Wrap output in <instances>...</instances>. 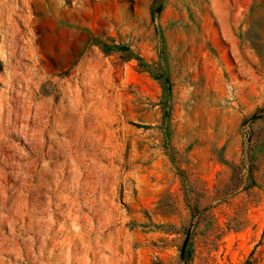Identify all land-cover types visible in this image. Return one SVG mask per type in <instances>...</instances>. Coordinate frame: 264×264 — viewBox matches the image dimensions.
<instances>
[{"label":"rangeland","instance_id":"1","mask_svg":"<svg viewBox=\"0 0 264 264\" xmlns=\"http://www.w3.org/2000/svg\"><path fill=\"white\" fill-rule=\"evenodd\" d=\"M264 264V0H0V264Z\"/></svg>","mask_w":264,"mask_h":264},{"label":"trees","instance_id":"2","mask_svg":"<svg viewBox=\"0 0 264 264\" xmlns=\"http://www.w3.org/2000/svg\"><path fill=\"white\" fill-rule=\"evenodd\" d=\"M242 264H251V262H250V261H245V262L242 263Z\"/></svg>","mask_w":264,"mask_h":264}]
</instances>
